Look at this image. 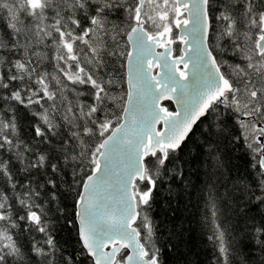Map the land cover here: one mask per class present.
Here are the masks:
<instances>
[{"label": "snow or ice", "instance_id": "1", "mask_svg": "<svg viewBox=\"0 0 264 264\" xmlns=\"http://www.w3.org/2000/svg\"><path fill=\"white\" fill-rule=\"evenodd\" d=\"M165 181L211 264H264V0H0V264H169Z\"/></svg>", "mask_w": 264, "mask_h": 264}, {"label": "trees", "instance_id": "2", "mask_svg": "<svg viewBox=\"0 0 264 264\" xmlns=\"http://www.w3.org/2000/svg\"><path fill=\"white\" fill-rule=\"evenodd\" d=\"M170 110L173 107L170 103L164 104ZM200 142L199 129L196 130L194 135L190 136V139L179 151V159L175 160L174 165L170 167H183V171L189 174V179L195 183V173L200 165L193 162V157L197 154V144ZM231 164L233 166V174L243 173L248 168V158L245 156L244 151L235 150L232 152ZM179 185V180L174 182ZM172 183L165 181L158 193L157 202L154 206L151 216L158 225H162L166 220L171 219L173 223H182L185 229L186 245H182L180 249L181 255H173L169 260V264H185L186 261L191 264H211L213 258L212 246L208 243L206 236L203 234L205 231L202 228V215L197 212L194 202L189 200L188 196L183 190V185L179 187H172L171 195H169V187ZM67 203H72L71 198ZM169 206L175 211H169ZM68 212L72 209L68 208ZM175 217V219H173ZM171 225H169L170 227ZM61 238L65 241H69L65 245L69 252H72L74 248H78L74 240V233L69 234V231L65 230L61 234Z\"/></svg>", "mask_w": 264, "mask_h": 264}, {"label": "water", "instance_id": "3", "mask_svg": "<svg viewBox=\"0 0 264 264\" xmlns=\"http://www.w3.org/2000/svg\"><path fill=\"white\" fill-rule=\"evenodd\" d=\"M156 69H153V72L155 73ZM165 103H170L173 107V110L172 111H175L176 110V105L173 104L171 101H162V104L164 105ZM165 106V105H164ZM162 126L161 125H157V128H161Z\"/></svg>", "mask_w": 264, "mask_h": 264}]
</instances>
